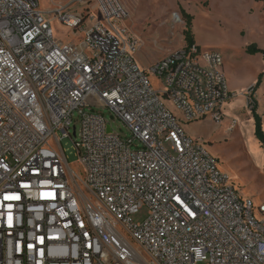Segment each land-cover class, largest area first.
Segmentation results:
<instances>
[{
  "label": "built area",
  "instance_id": "2783aa9c",
  "mask_svg": "<svg viewBox=\"0 0 264 264\" xmlns=\"http://www.w3.org/2000/svg\"><path fill=\"white\" fill-rule=\"evenodd\" d=\"M89 1L101 22L54 12L76 44L38 0H0V264H264V207L183 129L224 120L222 56L186 46L143 70L120 1Z\"/></svg>",
  "mask_w": 264,
  "mask_h": 264
},
{
  "label": "rangeland",
  "instance_id": "374dc122",
  "mask_svg": "<svg viewBox=\"0 0 264 264\" xmlns=\"http://www.w3.org/2000/svg\"><path fill=\"white\" fill-rule=\"evenodd\" d=\"M119 1L127 13L121 27H125L139 44L136 62L141 69L148 70L155 62L186 47L184 13L192 17L191 32L200 51L220 53L222 71L234 95L225 106L224 120L216 124L205 119L186 124L183 129L218 160L220 170L241 196L251 198L256 209L264 207V57L246 53L251 45L264 50L263 3L257 0ZM38 6L51 20L54 36L62 42L78 44L80 38L56 21L54 12L57 9L69 7L73 13L93 15L94 23L102 21L89 0H38ZM152 85L160 89L156 79L152 80ZM254 106L261 119V140L255 136L254 111L251 112ZM98 112L113 134L124 140L132 138L126 125L112 117L108 109ZM233 122L236 125L229 130ZM70 166L77 175L84 176L76 161ZM148 214L149 211L143 209L133 220L141 224ZM258 219L264 221V213Z\"/></svg>",
  "mask_w": 264,
  "mask_h": 264
},
{
  "label": "trees",
  "instance_id": "16d2710c",
  "mask_svg": "<svg viewBox=\"0 0 264 264\" xmlns=\"http://www.w3.org/2000/svg\"><path fill=\"white\" fill-rule=\"evenodd\" d=\"M263 3L264 5V0H257ZM184 19L186 21V29L184 31V40H185V44L187 47H191L193 45H195V41H194V37L192 35L191 32V22H192V17H190L189 15H186L184 13ZM246 53L249 55H261L262 57H264V50L259 49L258 47H256L255 45H251L246 49ZM255 89H257V87L255 86ZM256 108L255 106L252 107V111H254L253 113V117H254V126H255V136L257 139L262 138V129H261V119L258 117V115L255 112Z\"/></svg>",
  "mask_w": 264,
  "mask_h": 264
},
{
  "label": "water",
  "instance_id": "95a60500",
  "mask_svg": "<svg viewBox=\"0 0 264 264\" xmlns=\"http://www.w3.org/2000/svg\"><path fill=\"white\" fill-rule=\"evenodd\" d=\"M72 136H73V138H75V136H76V130H75V128L72 129ZM263 144H264V139H263Z\"/></svg>",
  "mask_w": 264,
  "mask_h": 264
},
{
  "label": "crops",
  "instance_id": "0c3cea01",
  "mask_svg": "<svg viewBox=\"0 0 264 264\" xmlns=\"http://www.w3.org/2000/svg\"><path fill=\"white\" fill-rule=\"evenodd\" d=\"M196 45V44H195Z\"/></svg>",
  "mask_w": 264,
  "mask_h": 264
}]
</instances>
